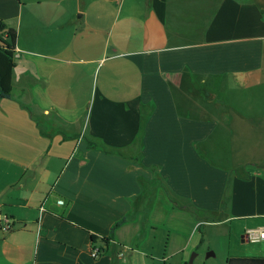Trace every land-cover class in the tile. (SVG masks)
Listing matches in <instances>:
<instances>
[{"label":"crops","instance_id":"obj_1","mask_svg":"<svg viewBox=\"0 0 264 264\" xmlns=\"http://www.w3.org/2000/svg\"><path fill=\"white\" fill-rule=\"evenodd\" d=\"M0 20V264H185L264 227V0H0Z\"/></svg>","mask_w":264,"mask_h":264},{"label":"rangeland","instance_id":"obj_2","mask_svg":"<svg viewBox=\"0 0 264 264\" xmlns=\"http://www.w3.org/2000/svg\"><path fill=\"white\" fill-rule=\"evenodd\" d=\"M204 231L205 228L202 232ZM202 235H205V233ZM197 236L201 237L199 234ZM194 248L193 252H188L185 256V264H189L190 257L194 252L198 253L194 264H225L222 259L228 257H264V243H244L242 234L239 233L232 238L231 242L228 239L222 240L216 236H205L203 243H198V246ZM149 263L154 264L152 260ZM171 264L178 263L172 262Z\"/></svg>","mask_w":264,"mask_h":264},{"label":"trees","instance_id":"obj_3","mask_svg":"<svg viewBox=\"0 0 264 264\" xmlns=\"http://www.w3.org/2000/svg\"><path fill=\"white\" fill-rule=\"evenodd\" d=\"M4 37H6L4 39ZM18 31L8 27L0 20V100L10 99L13 93V78L16 69ZM96 147L103 148L100 145ZM119 224L115 225L112 232L116 230ZM109 242V238L103 239ZM96 242V237H93ZM227 264H264V257H231Z\"/></svg>","mask_w":264,"mask_h":264},{"label":"built area","instance_id":"obj_4","mask_svg":"<svg viewBox=\"0 0 264 264\" xmlns=\"http://www.w3.org/2000/svg\"><path fill=\"white\" fill-rule=\"evenodd\" d=\"M6 37H4L5 39ZM65 203L64 200H59L58 204L63 205ZM0 228L5 231L12 230V227L10 224L7 223V220L2 216L0 213ZM245 240L250 243H264V227H258V228H252L248 229L245 232ZM102 251L100 249H94L92 250V256L94 258H98L101 256Z\"/></svg>","mask_w":264,"mask_h":264},{"label":"water","instance_id":"obj_5","mask_svg":"<svg viewBox=\"0 0 264 264\" xmlns=\"http://www.w3.org/2000/svg\"><path fill=\"white\" fill-rule=\"evenodd\" d=\"M198 257V253L194 252L191 257H190V261L189 264H194L195 259Z\"/></svg>","mask_w":264,"mask_h":264}]
</instances>
